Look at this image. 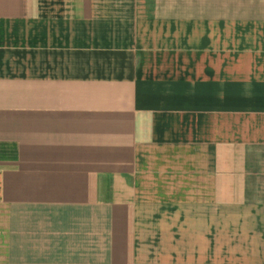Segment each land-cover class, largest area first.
<instances>
[{"label": "crops", "instance_id": "crops-1", "mask_svg": "<svg viewBox=\"0 0 264 264\" xmlns=\"http://www.w3.org/2000/svg\"><path fill=\"white\" fill-rule=\"evenodd\" d=\"M0 264H264V0H0Z\"/></svg>", "mask_w": 264, "mask_h": 264}]
</instances>
